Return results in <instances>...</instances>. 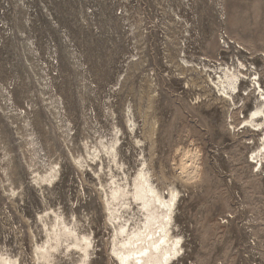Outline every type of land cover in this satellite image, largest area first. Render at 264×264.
I'll use <instances>...</instances> for the list:
<instances>
[{
    "label": "rangeland",
    "instance_id": "374dc122",
    "mask_svg": "<svg viewBox=\"0 0 264 264\" xmlns=\"http://www.w3.org/2000/svg\"><path fill=\"white\" fill-rule=\"evenodd\" d=\"M238 62L264 89V0H0V253L34 264V243L44 240L38 215L54 210L91 233L90 264H116L96 166L73 158L110 139L116 124L133 172L129 105L146 156L144 128L156 120L153 173L181 192L174 218L185 256L173 264H264V171L247 160L259 135L242 127L257 92H244L241 78L243 105L231 107L190 83L203 84L204 65ZM44 162H56L59 177L39 187L33 171Z\"/></svg>",
    "mask_w": 264,
    "mask_h": 264
},
{
    "label": "bare ground",
    "instance_id": "6f19581e",
    "mask_svg": "<svg viewBox=\"0 0 264 264\" xmlns=\"http://www.w3.org/2000/svg\"><path fill=\"white\" fill-rule=\"evenodd\" d=\"M238 63L239 66H233L232 69L229 65L226 68L218 66V70L217 67L210 69L204 65L199 71H205L204 74L207 75L206 79L201 80L203 84L196 82L200 77L192 79L190 83L216 90L220 99L228 102L230 106L243 105L241 83L238 84L241 78L248 82L249 88L244 89V92H257L255 106L243 117L242 127L258 132L259 143L249 152L247 160L256 170L263 172L264 89L259 84L256 72L252 73L254 77H247L250 69L246 64ZM212 73H215L214 77L210 78ZM200 96L198 94V97ZM123 112L126 133L133 137V143L139 149L133 172H130L119 156L120 134L123 133L116 124H113L110 139H99L88 152L85 151L86 157L78 156L73 158V161L80 168L91 164L96 166L93 174L99 180L104 223L109 234L108 252L116 264H173L175 260L185 256L184 236L174 218V212L181 200V192L173 182L158 183L165 177L162 170L160 176L153 173L152 147L155 144L156 120H151L148 128H144L143 134L150 141L149 155L146 156L143 141L136 136V121L131 107L125 105ZM146 114L145 111L144 115ZM34 153L36 154V151ZM43 169L42 172L33 171L35 184L39 187L52 186L59 177L57 163L44 162ZM101 172L108 177L105 183L101 182ZM14 194L15 191L11 190V196ZM48 212L45 211V214L48 215ZM38 218L42 222L44 240L34 243V264H55L58 256L66 257L74 261V264H90V259L95 253L94 238L84 229L83 224L76 219L67 221L61 213L54 210H51L47 219H44L42 214H39ZM0 264H19V259L0 253Z\"/></svg>",
    "mask_w": 264,
    "mask_h": 264
}]
</instances>
